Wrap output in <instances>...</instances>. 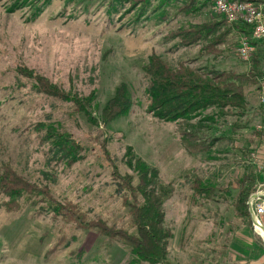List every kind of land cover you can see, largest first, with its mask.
<instances>
[{
	"label": "rangeland",
	"instance_id": "1",
	"mask_svg": "<svg viewBox=\"0 0 264 264\" xmlns=\"http://www.w3.org/2000/svg\"><path fill=\"white\" fill-rule=\"evenodd\" d=\"M181 1L147 0L129 8L121 0H0V171L8 165L26 182L47 186L54 199L70 200L90 216L122 226L126 208L114 190L103 147L120 161L131 146L174 185L164 203L165 224L173 234L172 264H264V237L252 220L234 214L232 195L198 203L189 188L193 175L223 186L250 168L258 174L255 192L264 193V163L259 162L264 161V84L245 87L246 113L237 119L244 127L232 128L238 123L233 115L216 117L209 135L218 139L207 153L189 154L179 142L178 123L147 112L142 68L152 53L172 66L184 62L204 70L245 72L251 64L252 57L243 61L237 55V33L216 55L199 54L202 43L180 47L168 40L173 29L222 18L214 0H200V10L188 15L177 10ZM253 46L264 74V38ZM20 67L65 92L80 97L93 92L97 122L70 100L36 90V79L20 73ZM121 83L130 107L103 125L101 111ZM215 112L208 108L203 114ZM37 122L68 131L84 146L83 159L71 166L58 161L33 130ZM27 198L23 193L12 203L0 190V264H146L95 229L64 224L39 196L33 197L35 204Z\"/></svg>",
	"mask_w": 264,
	"mask_h": 264
},
{
	"label": "trees",
	"instance_id": "2",
	"mask_svg": "<svg viewBox=\"0 0 264 264\" xmlns=\"http://www.w3.org/2000/svg\"><path fill=\"white\" fill-rule=\"evenodd\" d=\"M200 0H182L177 10L183 14H191L200 10ZM205 1V0H204ZM211 3V0H206ZM257 1L262 0H238ZM130 3L129 8L138 4L144 5L147 0H121V4ZM198 2V5H197ZM114 1L111 3L113 4ZM232 33L245 34L251 38L248 25L228 22L224 17L209 19L203 22L189 23L173 29L168 33V40H176V45L188 47L201 44L199 54H217L220 46ZM256 44L255 40H251ZM258 54L253 52L249 69L245 72L233 70H204L191 67L180 62L172 66L161 55L152 53L143 66L146 80L145 93L148 98L147 112L163 121L178 123V137L182 147L189 154L207 153L218 137L210 136L216 117L233 115L238 118L246 113V86L264 84V74L259 69ZM18 71L34 78L36 90L47 95L70 100L75 107L86 115L92 123L97 122L91 113L93 92L87 97L65 92L48 80L33 76L28 71ZM130 97L125 84L116 87L114 96L104 105L100 120L106 125L117 116L125 114L130 107ZM208 108L216 109L215 113L203 114ZM264 119V115L262 116ZM232 128L239 129L245 125L233 123ZM33 130L39 141L50 145L58 161L71 166L84 157V146L68 131L61 130L53 123L37 122ZM105 159L110 166V176L115 185V192L120 203L126 208V223L118 226L109 224L100 215L90 216L72 201H58L52 197L45 185L30 184L13 172L10 167L0 171V190L5 192L14 203L23 193L27 200L36 203L33 197L46 202L54 217L64 224L71 223L81 230H96L97 234L110 242H117L128 248L130 255L137 262L146 264H172L168 259V242L172 238V230L165 224L164 203L174 193L172 182H164L156 167L151 166L139 157L131 146H127L120 161L115 160L103 147ZM118 162L126 166L130 172L121 171ZM258 174L252 169H245L240 176L219 186L210 179L193 175L189 184L191 199L201 203L214 200L216 195L225 197L232 195L231 207L239 219L250 223L251 215L248 199L256 190ZM233 193V194H232Z\"/></svg>",
	"mask_w": 264,
	"mask_h": 264
},
{
	"label": "built area",
	"instance_id": "3",
	"mask_svg": "<svg viewBox=\"0 0 264 264\" xmlns=\"http://www.w3.org/2000/svg\"><path fill=\"white\" fill-rule=\"evenodd\" d=\"M214 10L228 22L248 25L251 29V38L245 34L237 33V55L243 61H250L255 50L251 40L259 41L264 38V4L257 1L214 0ZM261 100L264 102V85L261 88ZM255 158V157H254ZM262 161V162H261ZM259 161L263 165V159ZM249 197L247 203L253 213V225L263 227L264 193Z\"/></svg>",
	"mask_w": 264,
	"mask_h": 264
},
{
	"label": "water",
	"instance_id": "4",
	"mask_svg": "<svg viewBox=\"0 0 264 264\" xmlns=\"http://www.w3.org/2000/svg\"><path fill=\"white\" fill-rule=\"evenodd\" d=\"M257 194H258V193H255V192H254L253 194L250 195V197H251V196H254V195H257ZM248 208H249V212H250V215H251V220H252V222H253V213H252V209H251V207H248Z\"/></svg>",
	"mask_w": 264,
	"mask_h": 264
},
{
	"label": "bare ground",
	"instance_id": "5",
	"mask_svg": "<svg viewBox=\"0 0 264 264\" xmlns=\"http://www.w3.org/2000/svg\"><path fill=\"white\" fill-rule=\"evenodd\" d=\"M257 229L259 230V232L263 235L264 237V228L261 226H258Z\"/></svg>",
	"mask_w": 264,
	"mask_h": 264
},
{
	"label": "crops",
	"instance_id": "6",
	"mask_svg": "<svg viewBox=\"0 0 264 264\" xmlns=\"http://www.w3.org/2000/svg\"><path fill=\"white\" fill-rule=\"evenodd\" d=\"M263 4H264V2H263Z\"/></svg>",
	"mask_w": 264,
	"mask_h": 264
}]
</instances>
